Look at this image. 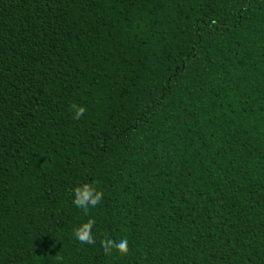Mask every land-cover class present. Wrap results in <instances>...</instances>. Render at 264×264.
Here are the masks:
<instances>
[{"label":"trees","instance_id":"trees-1","mask_svg":"<svg viewBox=\"0 0 264 264\" xmlns=\"http://www.w3.org/2000/svg\"><path fill=\"white\" fill-rule=\"evenodd\" d=\"M0 264H264V0H0Z\"/></svg>","mask_w":264,"mask_h":264},{"label":"clouds","instance_id":"clouds-1","mask_svg":"<svg viewBox=\"0 0 264 264\" xmlns=\"http://www.w3.org/2000/svg\"><path fill=\"white\" fill-rule=\"evenodd\" d=\"M71 107L74 113L73 119L79 120L84 115L85 108L83 106H77L76 104H73ZM72 192L74 197L72 203L77 208L82 209L84 215L86 216L88 215L89 209L95 208L101 199V194L96 192L94 187L89 183H84L78 187H74ZM93 224L94 221L89 219L86 223H82L79 227L75 228L73 234L76 240L81 244L92 245L94 243L91 232ZM113 249L121 255H126L128 252L127 239H120L118 241L109 239L102 246V251L105 254H109Z\"/></svg>","mask_w":264,"mask_h":264}]
</instances>
